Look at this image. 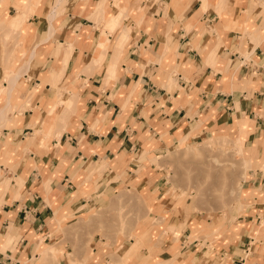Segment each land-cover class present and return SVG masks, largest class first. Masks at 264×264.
I'll list each match as a JSON object with an SVG mask.
<instances>
[{
	"label": "crops",
	"instance_id": "obj_1",
	"mask_svg": "<svg viewBox=\"0 0 264 264\" xmlns=\"http://www.w3.org/2000/svg\"><path fill=\"white\" fill-rule=\"evenodd\" d=\"M226 136L238 203L171 211L154 162ZM0 264H264V0H0Z\"/></svg>",
	"mask_w": 264,
	"mask_h": 264
},
{
	"label": "rangeland",
	"instance_id": "obj_2",
	"mask_svg": "<svg viewBox=\"0 0 264 264\" xmlns=\"http://www.w3.org/2000/svg\"><path fill=\"white\" fill-rule=\"evenodd\" d=\"M154 164L162 169L163 193L170 202V210L183 211L187 218L191 215L210 220L220 215L226 217L238 203L240 187L249 167V162L241 157V144L228 136L168 151ZM123 195L112 200L106 214L114 230L119 227L124 231L132 226L129 233L138 230L128 235L134 241L130 256L142 245L139 232L145 236L152 226L146 225L141 220L144 215H137L134 208L142 204L149 212L146 197L134 194V199H130L129 194Z\"/></svg>",
	"mask_w": 264,
	"mask_h": 264
},
{
	"label": "bare ground",
	"instance_id": "obj_3",
	"mask_svg": "<svg viewBox=\"0 0 264 264\" xmlns=\"http://www.w3.org/2000/svg\"><path fill=\"white\" fill-rule=\"evenodd\" d=\"M9 27V26H8ZM11 30V29H10ZM29 61V60H28ZM111 190V189H110ZM103 192V191H102ZM100 195V194H99ZM128 195V194H127ZM101 196V195H100ZM129 196V195H128ZM121 197H124V196H121ZM121 197H118V199L119 198H121ZM132 198H130V199H134V197L133 196H131ZM98 198V197H97ZM87 202H89V201H87ZM99 202V201H98ZM87 204V203H86Z\"/></svg>",
	"mask_w": 264,
	"mask_h": 264
}]
</instances>
